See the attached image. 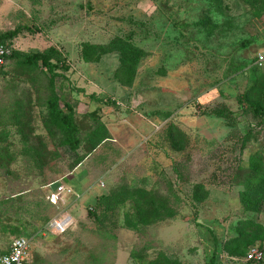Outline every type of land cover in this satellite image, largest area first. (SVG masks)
Here are the masks:
<instances>
[{
	"label": "rangeland",
	"instance_id": "rangeland-1",
	"mask_svg": "<svg viewBox=\"0 0 264 264\" xmlns=\"http://www.w3.org/2000/svg\"><path fill=\"white\" fill-rule=\"evenodd\" d=\"M18 27L15 51L64 62L55 76L0 66V254L24 237L30 264H247L224 246L245 220L264 228V198L258 212L241 202L264 169V0H0V34ZM115 38L142 51L131 87L118 52L82 58ZM52 96L73 110L76 152ZM60 184L72 192L51 202ZM250 248L264 258V238Z\"/></svg>",
	"mask_w": 264,
	"mask_h": 264
},
{
	"label": "trees",
	"instance_id": "trees-1",
	"mask_svg": "<svg viewBox=\"0 0 264 264\" xmlns=\"http://www.w3.org/2000/svg\"><path fill=\"white\" fill-rule=\"evenodd\" d=\"M24 28V27H23ZM26 31H31L30 27L25 28ZM36 31L42 29L35 26ZM24 31V30H23ZM33 31V30H32ZM22 32V28L18 27L14 30L7 31L0 34V44L7 43L12 47L11 42L13 38H16ZM249 41L243 42L244 46L248 45ZM118 52L120 54V67L116 72V78L121 85L131 87L136 76L137 66L142 57V51L136 47L131 41L115 38L107 46L95 45L90 43H84L82 47V58L85 62H95L100 57L112 53ZM23 58L22 63L29 67L42 66L46 71L55 76L54 70L58 64L64 62V58L55 47H50L42 52H33L28 54L20 53L12 49V54L9 59ZM56 59L57 63H53L52 60ZM257 60V59H256ZM258 65V64H257ZM49 121L51 125L56 127L60 134V143L62 146L70 148L76 152L81 145V139L78 137V127L74 122V113L70 105L66 104V109L62 108L59 99L56 96H52L47 103ZM67 110V111H66ZM253 112L264 118V106L256 105L253 108ZM219 117L224 116V112L219 110L214 112ZM171 131V130H170ZM169 131V132H170ZM174 145L173 141L171 142ZM77 164L80 163L82 158L77 159ZM254 158L250 159L251 167H255ZM135 196V195H134ZM107 198V197H103ZM264 198V169L256 170V173L252 175L250 179L245 182V191L241 193V202L246 212H258L263 204ZM236 237L227 241L224 246V250L229 256L241 257L247 256L250 247L254 245L259 239L264 238V228L256 225L253 221L245 220L240 223L236 228ZM261 264L262 262L247 261V264Z\"/></svg>",
	"mask_w": 264,
	"mask_h": 264
},
{
	"label": "built area",
	"instance_id": "built-area-1",
	"mask_svg": "<svg viewBox=\"0 0 264 264\" xmlns=\"http://www.w3.org/2000/svg\"><path fill=\"white\" fill-rule=\"evenodd\" d=\"M12 47L7 43L0 44V66L5 65L7 59L12 54ZM256 64H264V51L258 54ZM65 184H60L57 189L49 195V200L56 201L59 196L70 194L72 191ZM55 203V202H54ZM69 225V218L56 219L52 222V227L58 233H64ZM30 242L24 237H16L13 239L10 249L7 253L0 256V264H30ZM263 253L258 248H253L248 253L247 261H262Z\"/></svg>",
	"mask_w": 264,
	"mask_h": 264
},
{
	"label": "crops",
	"instance_id": "crops-1",
	"mask_svg": "<svg viewBox=\"0 0 264 264\" xmlns=\"http://www.w3.org/2000/svg\"><path fill=\"white\" fill-rule=\"evenodd\" d=\"M7 61H8V59H7ZM7 61H6V62H7ZM5 64H6V63H5ZM9 249H10V246H9V247H8V246L5 247L3 253H1L0 256L3 255L4 253H7V252L9 251Z\"/></svg>",
	"mask_w": 264,
	"mask_h": 264
}]
</instances>
